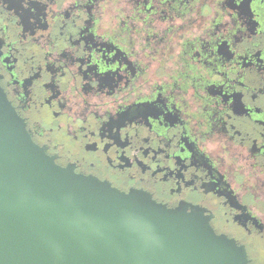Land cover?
<instances>
[{"label":"flooded vegetation","instance_id":"af4514ba","mask_svg":"<svg viewBox=\"0 0 264 264\" xmlns=\"http://www.w3.org/2000/svg\"><path fill=\"white\" fill-rule=\"evenodd\" d=\"M0 88L55 164L264 264V0H0Z\"/></svg>","mask_w":264,"mask_h":264},{"label":"water","instance_id":"95a60500","mask_svg":"<svg viewBox=\"0 0 264 264\" xmlns=\"http://www.w3.org/2000/svg\"><path fill=\"white\" fill-rule=\"evenodd\" d=\"M0 264H247L197 208L62 168L0 88Z\"/></svg>","mask_w":264,"mask_h":264}]
</instances>
